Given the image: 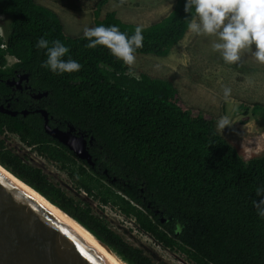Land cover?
<instances>
[{"label":"trees","instance_id":"1","mask_svg":"<svg viewBox=\"0 0 264 264\" xmlns=\"http://www.w3.org/2000/svg\"><path fill=\"white\" fill-rule=\"evenodd\" d=\"M106 1H96L89 27L116 25L127 35L141 27L143 47L135 54L166 55L194 15L185 12V0H175L167 14L140 26L122 21L115 11L98 18ZM0 16V78L14 69L26 73L31 91L46 92L35 103L48 112L49 125L72 126L90 138L94 165L48 135L43 117L34 111L36 104L31 105L34 99L13 92L3 81L0 104L11 96L9 108L30 112H0V164L125 264L156 263L112 229L85 198L116 208L189 264H264V218L252 203L259 199L255 188L264 184V154L245 159L217 132L210 113L184 105L172 80L144 72L130 75L127 65L104 46L87 48L83 32L66 34L59 15L36 0H0ZM41 37L65 44V58L79 61L81 70L57 75L41 67L44 50L35 47ZM7 55L16 61L8 65ZM251 110L264 113V106L253 103ZM8 133L55 164L74 193L9 148Z\"/></svg>","mask_w":264,"mask_h":264},{"label":"rangeland","instance_id":"2","mask_svg":"<svg viewBox=\"0 0 264 264\" xmlns=\"http://www.w3.org/2000/svg\"><path fill=\"white\" fill-rule=\"evenodd\" d=\"M36 1L59 15L64 32L68 35L81 34L95 19L97 0ZM174 1L107 0L97 17L102 18L106 11H115L122 21L145 26L167 14ZM2 20L3 17L0 16V24ZM214 39L215 37L195 35L187 29L185 35L166 55L135 54V63L127 66L128 72L134 76L144 72L169 78L178 88L184 105L194 111L210 113L217 132L234 144L245 159L264 154V113L251 110L253 103L264 106V64L258 63L247 51L242 52L237 63L226 64L219 53L211 49ZM224 87L231 89L227 100L223 97ZM224 115L229 117L230 125L219 130L216 122ZM6 143L25 161L41 168L52 181L74 193L65 174L55 164L23 145L17 136L8 133ZM85 199L112 229L130 243L142 248L156 264H189L183 255L163 248L140 231L132 220L124 217L116 208L100 205L89 197Z\"/></svg>","mask_w":264,"mask_h":264},{"label":"clouds","instance_id":"3","mask_svg":"<svg viewBox=\"0 0 264 264\" xmlns=\"http://www.w3.org/2000/svg\"><path fill=\"white\" fill-rule=\"evenodd\" d=\"M184 10L194 12L188 22V31L195 35L215 37L211 49L219 53L226 64H235L244 51L264 64V0H185ZM87 48L104 46L110 54L127 66L135 63L137 49L143 47V30L137 26L131 35L120 31L116 25L103 24L83 29ZM35 47L44 50L46 59L41 67L57 75L79 72L82 65L70 57L68 47L59 40L49 41L44 37L36 41ZM231 89L223 88V97L228 99ZM230 125L227 115L216 122L219 130ZM253 207L257 215L264 218V184L255 188Z\"/></svg>","mask_w":264,"mask_h":264},{"label":"water","instance_id":"4","mask_svg":"<svg viewBox=\"0 0 264 264\" xmlns=\"http://www.w3.org/2000/svg\"><path fill=\"white\" fill-rule=\"evenodd\" d=\"M34 111L43 117V129L48 135L64 144L77 158L86 161L91 166L94 165L89 151L90 138H87L85 133L76 132L71 126L66 129L52 127L48 123V112L45 109L36 108ZM0 112L15 116L18 112L26 115L30 111L28 109L17 111L9 108L8 105L0 104ZM0 166L13 177L25 183L8 168L2 164ZM28 186L32 188L30 185ZM32 189L36 191L34 188ZM94 238L108 252L119 257L106 244L95 236ZM0 264L115 263L69 228L0 169Z\"/></svg>","mask_w":264,"mask_h":264},{"label":"bare ground","instance_id":"5","mask_svg":"<svg viewBox=\"0 0 264 264\" xmlns=\"http://www.w3.org/2000/svg\"><path fill=\"white\" fill-rule=\"evenodd\" d=\"M0 169L6 173V175L10 178H12L17 184H19L22 188H24L26 191H28L33 197H35L39 202H41L50 212H52L58 219H60L62 222H64L69 228H71L73 231H75L76 233H78L80 236H82L85 240H87L90 244H92L96 249H98L102 254H104L108 259H110L113 263L115 264H125L122 260L118 259L114 254H112L111 252H108L102 245H100L98 243V241L91 236L88 235L82 228H80V224L78 222H76L74 219H72L71 217H69L66 213H64L63 211H61L59 208H57L55 205H50L46 200H44L39 193H37L36 191H34L32 188H30L28 185H26L25 183H23L22 181L16 179L15 177H13L10 173H8L7 170H5L4 168H2L0 166ZM56 208H55V207ZM71 218L72 221L70 219ZM80 225V226H78ZM83 227V226H81ZM84 228V227H83ZM85 229V228H84ZM88 231V230H87ZM89 232V231H88Z\"/></svg>","mask_w":264,"mask_h":264},{"label":"flooded vegetation","instance_id":"6","mask_svg":"<svg viewBox=\"0 0 264 264\" xmlns=\"http://www.w3.org/2000/svg\"><path fill=\"white\" fill-rule=\"evenodd\" d=\"M0 81H3L5 84L9 85L12 88L13 92L15 89H17L20 93H24L25 95H28L30 98L34 99V100H32L31 105L36 104L35 105L36 108H39V107H38L37 103H35V101H38V99H40L42 96L46 95V92L31 91L30 87L27 84V82H28L27 74L18 72L17 69L13 70L12 75H9L8 77H5V78H0ZM10 98H11V96L9 98H5V100H7L6 105H8V106L10 105V103H9ZM14 99H17V97H15ZM73 130L76 131L74 128H73Z\"/></svg>","mask_w":264,"mask_h":264},{"label":"built area","instance_id":"7","mask_svg":"<svg viewBox=\"0 0 264 264\" xmlns=\"http://www.w3.org/2000/svg\"><path fill=\"white\" fill-rule=\"evenodd\" d=\"M1 36H2V32L0 33V37ZM2 46H4V45L2 44ZM6 59H7V64L8 65L11 64V63H13L14 61H16V59L14 57L9 56V55L6 56Z\"/></svg>","mask_w":264,"mask_h":264},{"label":"snow or ice","instance_id":"8","mask_svg":"<svg viewBox=\"0 0 264 264\" xmlns=\"http://www.w3.org/2000/svg\"><path fill=\"white\" fill-rule=\"evenodd\" d=\"M82 254H83V252H82Z\"/></svg>","mask_w":264,"mask_h":264}]
</instances>
